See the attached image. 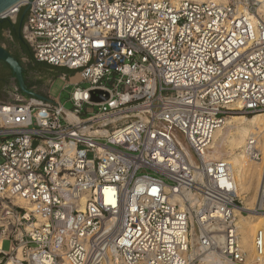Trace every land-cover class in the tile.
Returning <instances> with one entry per match:
<instances>
[{"label": "built area", "instance_id": "obj_1", "mask_svg": "<svg viewBox=\"0 0 264 264\" xmlns=\"http://www.w3.org/2000/svg\"><path fill=\"white\" fill-rule=\"evenodd\" d=\"M260 3L23 0L1 15L28 7L35 60L80 79L73 109L19 85L0 100V264H250L248 210L212 142L233 113H264ZM255 250L264 264L263 230Z\"/></svg>", "mask_w": 264, "mask_h": 264}, {"label": "bare ground", "instance_id": "obj_2", "mask_svg": "<svg viewBox=\"0 0 264 264\" xmlns=\"http://www.w3.org/2000/svg\"><path fill=\"white\" fill-rule=\"evenodd\" d=\"M173 1L178 2L179 0ZM260 1L259 11L264 14V0ZM14 5L2 10L0 16L9 12ZM79 79L80 74H76L72 78L73 81H78ZM65 115L70 120H77V117L68 111L65 112ZM252 137L256 138V146L261 150L264 147V113H255L251 116L231 115L227 117L224 123L216 129L212 142L213 153L215 155L219 154L221 158L230 164L236 184L237 195L243 196L246 193H250L249 190L252 187L254 189V193L246 201V209H249L251 213L244 215L241 212V208L235 210L240 243L245 253H248L247 259L249 263H255L257 261L255 250V237L257 232L263 230L264 234V213H256L253 210V204L256 202L259 184L263 176L264 162L248 155L247 144ZM172 200L178 201L179 197L176 196ZM20 202L25 206H29L24 201Z\"/></svg>", "mask_w": 264, "mask_h": 264}, {"label": "rangeland", "instance_id": "obj_3", "mask_svg": "<svg viewBox=\"0 0 264 264\" xmlns=\"http://www.w3.org/2000/svg\"><path fill=\"white\" fill-rule=\"evenodd\" d=\"M24 10L25 8L20 12L19 16L17 17L16 24ZM0 44L7 48L16 57L20 58L22 65L25 68L24 76L26 75V84L31 90L39 93L43 92L45 94L43 96L50 94V96L52 97H58L61 103L64 104L65 108L73 109L74 106L70 98L74 86L71 84L66 85L63 76L65 75L68 78L70 76V72L74 74V71H69L67 68L64 67H56L54 69H51V67L45 64L38 63L34 58L32 50L28 47L24 40L22 41L19 36L13 35L10 29L8 28L3 31V38H0ZM31 54L33 55V57L31 56ZM0 76L5 78L3 83L0 85V100L8 101L10 100V96L7 92L8 88L11 86H16L18 84L9 66L2 62L0 63ZM88 85V82L81 83L82 87H86ZM232 115L248 116L244 113H233ZM88 156L89 158H92L93 153L89 152ZM249 191L250 193L248 194L246 193L243 196H238L239 199L242 201L241 205L245 207V209L246 201H248L250 196H252V194L254 193L253 187ZM253 205L255 206V204ZM250 213L251 211L249 210L248 213H245L244 215H249ZM10 245L11 242L9 240H5L3 242V248L5 250L10 249ZM246 254L248 257L247 252ZM250 264L254 263L252 262Z\"/></svg>", "mask_w": 264, "mask_h": 264}, {"label": "water", "instance_id": "obj_4", "mask_svg": "<svg viewBox=\"0 0 264 264\" xmlns=\"http://www.w3.org/2000/svg\"><path fill=\"white\" fill-rule=\"evenodd\" d=\"M19 1L21 0H0V12L4 10L5 8L18 3ZM27 12H28V7L25 8L24 12L21 15V22L26 17ZM5 20H7L5 17L0 16V23H2ZM19 37L23 41L22 32L20 33ZM0 61L9 66L14 78L17 81V84L19 85L23 93L27 95H34L37 97L44 98L43 95L28 88L26 81H25V76H24L25 68L23 67L22 63L13 53H11L7 48L2 46L1 44H0Z\"/></svg>", "mask_w": 264, "mask_h": 264}, {"label": "trees", "instance_id": "obj_5", "mask_svg": "<svg viewBox=\"0 0 264 264\" xmlns=\"http://www.w3.org/2000/svg\"><path fill=\"white\" fill-rule=\"evenodd\" d=\"M25 21H26V17L23 19V21L21 22V17L19 18L17 24L13 23L7 19L5 21H3L2 23H0V38H3V31L5 29H10L11 33L13 35H16V36H19L20 33L22 32L23 30V27H24V24H25ZM31 52V51H30ZM31 56L33 57V55L31 54ZM18 58V57H17ZM19 61L21 62L20 58H18ZM22 63V62H21ZM24 74H25V71H24ZM25 79H26V75H25ZM251 116V115H250Z\"/></svg>", "mask_w": 264, "mask_h": 264}, {"label": "crops", "instance_id": "obj_6", "mask_svg": "<svg viewBox=\"0 0 264 264\" xmlns=\"http://www.w3.org/2000/svg\"><path fill=\"white\" fill-rule=\"evenodd\" d=\"M37 62H38V61H37ZM38 63L45 64V65L51 67V69L56 68V67H53V66L49 65L48 63H44V62H38ZM68 70H69V69H68ZM69 71H71V70H69ZM73 75H74V74L70 72V76H72V77H71V79H69V84H71V85L74 86L75 83H77L78 81H73V80H72V78L75 76V75H74V76H73ZM11 87H12V86H11ZM11 87H9V88H11ZM9 88H8V89H9ZM7 92H8V91H7ZM37 93H39V92H37ZM39 94H41V95H45L43 92H40Z\"/></svg>", "mask_w": 264, "mask_h": 264}, {"label": "flooded vegetation", "instance_id": "obj_7", "mask_svg": "<svg viewBox=\"0 0 264 264\" xmlns=\"http://www.w3.org/2000/svg\"><path fill=\"white\" fill-rule=\"evenodd\" d=\"M0 63H1V61H0ZM3 63V62H2ZM5 80V78H3V77H1L0 76V85L3 83V81ZM29 88V87H28Z\"/></svg>", "mask_w": 264, "mask_h": 264}]
</instances>
